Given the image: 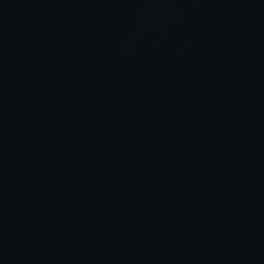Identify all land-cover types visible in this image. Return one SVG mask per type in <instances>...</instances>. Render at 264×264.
<instances>
[{"label": "water", "instance_id": "obj_1", "mask_svg": "<svg viewBox=\"0 0 264 264\" xmlns=\"http://www.w3.org/2000/svg\"><path fill=\"white\" fill-rule=\"evenodd\" d=\"M0 264H264V0H0Z\"/></svg>", "mask_w": 264, "mask_h": 264}]
</instances>
